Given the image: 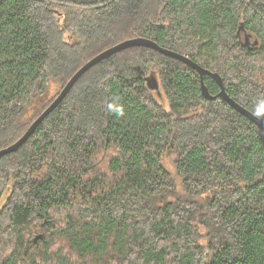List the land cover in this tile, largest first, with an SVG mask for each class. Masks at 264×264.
I'll return each instance as SVG.
<instances>
[{"label":"trees","instance_id":"obj_1","mask_svg":"<svg viewBox=\"0 0 264 264\" xmlns=\"http://www.w3.org/2000/svg\"><path fill=\"white\" fill-rule=\"evenodd\" d=\"M135 37L264 108V0H0V149L84 63ZM0 264H264V132L206 99L185 63L146 47L114 54L0 158Z\"/></svg>","mask_w":264,"mask_h":264},{"label":"water","instance_id":"obj_2","mask_svg":"<svg viewBox=\"0 0 264 264\" xmlns=\"http://www.w3.org/2000/svg\"><path fill=\"white\" fill-rule=\"evenodd\" d=\"M131 47H146L154 49L164 55H167L169 57L175 58L183 63H185L187 66L191 67L195 71H197L201 77V90L202 94L206 99H217L218 97H221L224 101H226L232 108H234L236 111H238L240 114L244 115L246 118L251 120L253 123H255L263 132H264V121L256 116L253 112L239 104L233 97L230 96V94L227 92L224 81L222 76L218 72H213L211 70H208L201 66L196 61L192 60L190 57L181 54L177 51L168 49L166 47H163L159 43H157L154 40H151L146 37H135L126 39L114 46H111L107 48L106 50L102 51L101 53L97 54L96 56L92 57L89 61L84 63L69 79V81L66 83V85L62 88L60 93L57 95V97L44 109V111L31 123V125L28 127V129L23 133V135L13 144L9 145L8 147H5L3 149H0V158L4 155L11 154L14 152H17L37 131V129L41 126V124L46 120V118L65 100V98L68 96V94L71 92V90L74 88L75 84L80 80V78L85 75L90 69H92L94 66H96L98 63H100L103 60H106L113 56L114 54H117L125 49H129ZM205 75H210L219 85L220 92L218 95L211 94L207 84L205 83ZM146 81L148 83V86L151 90H156L160 92V86L158 83V80L156 79V76L149 75L146 77ZM43 236L41 234L37 235L35 237V242H38L40 238Z\"/></svg>","mask_w":264,"mask_h":264},{"label":"rangeland","instance_id":"obj_3","mask_svg":"<svg viewBox=\"0 0 264 264\" xmlns=\"http://www.w3.org/2000/svg\"><path fill=\"white\" fill-rule=\"evenodd\" d=\"M147 75L149 76L150 73L147 74ZM60 87H61V83L60 82H52L51 88H50V91H49L50 92L49 96L50 97L54 96L57 93V91L60 89ZM153 92H154L155 96L160 100V102L168 109L169 108V103H168V100H167V98L165 96L164 91L161 89V93H162V95H160L161 98L158 96V93H157L156 90H153ZM174 157H175V154H169V155L165 154L164 158H163V163L165 164V167H167V169L175 177L176 182L178 184L179 192L183 193L184 192V187L182 186V178L177 173V169H176V166H175V163H174ZM200 229L202 231H205V228L203 226H200ZM34 241H35V239H34ZM38 242H35V243L38 245Z\"/></svg>","mask_w":264,"mask_h":264},{"label":"clouds","instance_id":"obj_4","mask_svg":"<svg viewBox=\"0 0 264 264\" xmlns=\"http://www.w3.org/2000/svg\"><path fill=\"white\" fill-rule=\"evenodd\" d=\"M256 116H262L264 115V108H260L256 113H255Z\"/></svg>","mask_w":264,"mask_h":264}]
</instances>
